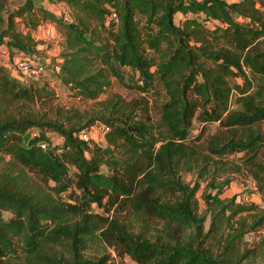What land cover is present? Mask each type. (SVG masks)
<instances>
[{
  "label": "trees",
  "instance_id": "1",
  "mask_svg": "<svg viewBox=\"0 0 264 264\" xmlns=\"http://www.w3.org/2000/svg\"><path fill=\"white\" fill-rule=\"evenodd\" d=\"M7 1L0 51L33 55V32L56 21L65 31L57 83L101 108L66 112L47 82L0 59V264H109L108 254L86 257L95 239L135 264H264V234L246 242L264 210L239 217L251 208L217 188L204 195L207 227L198 185L182 179L205 176L206 151L243 153L264 191V0H57L71 19L34 0L10 10ZM114 80L139 97L100 101ZM96 123L106 146L84 138ZM208 123L219 127L199 146ZM132 217L160 222L157 236L136 234Z\"/></svg>",
  "mask_w": 264,
  "mask_h": 264
},
{
  "label": "rangeland",
  "instance_id": "2",
  "mask_svg": "<svg viewBox=\"0 0 264 264\" xmlns=\"http://www.w3.org/2000/svg\"><path fill=\"white\" fill-rule=\"evenodd\" d=\"M21 1L22 0H8V9H12L14 4H18ZM34 1L37 3L40 2L45 7H49L54 14L56 13L60 17L62 15V17L71 19L67 11L69 9H67L65 4L58 2L57 0H44L42 2L39 0ZM227 1L235 2L239 0ZM60 11L61 15H59ZM19 26L20 28L24 29L23 25L19 24ZM33 36L38 46L36 53L30 56L28 55L31 59L26 54L14 53V56L11 54L8 55L6 52L7 50L3 47V49L0 51V59H2V62L7 65L14 75H18L24 79H28L29 77H38L40 82H47L57 97L55 104L59 107H62L66 112L70 110L73 112L77 111V113L82 112L84 114H86L87 111L98 112L101 107L97 106L96 102H83L81 99L74 97L72 91L62 83H57L58 80H56L55 76L53 75L54 67L63 62V58L60 56L63 49L62 43L65 42V31L63 27L56 21L48 20L45 24L38 27L37 30L33 32ZM48 55L51 56V60L49 62L46 61V59H48L46 58ZM29 59L33 63V66L40 68L42 65L44 67V71L41 69L36 73L29 75L18 69L17 63L19 61ZM113 96H120L128 100L139 97L136 92L127 88L125 89V87L123 88L115 80L111 86L110 93L101 97L100 101H104L107 98ZM46 109L47 108H43L41 112L43 113ZM204 126L205 132L201 138V143H199V146H205L208 143L211 136L216 133L219 124L208 123ZM201 127V124L195 122L191 134L198 135L200 133ZM105 130L106 128H104V125L101 123H96L87 133V139L92 140L95 144L106 146ZM34 132H37V129H35ZM48 136L53 142L61 143V139L57 133L50 131ZM206 154L212 156V159H210L209 162L208 159L206 162L202 161L203 163L200 164H203V166H205L204 168H206L204 177L199 178L197 172L182 173V179L187 185L190 187H196L198 185L195 195L196 208L198 214L205 216V218L207 217L206 226H209L211 212L208 211V205L204 199V195L207 192H212V194L215 195L218 192L217 188L220 189L221 187H223V192L220 195L222 199H232L235 200V202L239 205L245 206L246 208H251V210L241 214L239 217L243 216L244 218L250 220L253 218V215L262 214L261 211L264 210V191L260 189L259 183L253 177L251 169L246 167V165L243 163L244 154L234 153L221 158L213 156L208 151H206ZM5 160L8 161L10 158L7 157ZM0 162H2V160H0ZM103 170L106 171V168H103ZM211 182H215V189H208V185ZM69 194L70 193L65 194L63 199L70 200ZM253 206H257V209H253ZM93 209L94 211L102 212V210L98 209L95 205L93 206ZM4 216L8 218L9 214L5 213ZM132 221L134 224V232L136 234H143L148 239H153L152 237L157 236L155 229L162 225L160 222L155 220H140L135 217H132ZM263 234L264 225L259 231L252 232L247 235V244L250 245V247L253 246ZM106 254L111 256L109 264H135V262H133L127 256L118 254V251L114 247L108 246L98 239L93 240L85 252L86 257L88 258H99Z\"/></svg>",
  "mask_w": 264,
  "mask_h": 264
},
{
  "label": "built area",
  "instance_id": "3",
  "mask_svg": "<svg viewBox=\"0 0 264 264\" xmlns=\"http://www.w3.org/2000/svg\"><path fill=\"white\" fill-rule=\"evenodd\" d=\"M113 17H116V15L113 14ZM17 67H18V69H20L21 71H23V72H25V73H27L29 75H32L33 73H36L38 70L42 69L41 67L38 68L36 66H33V63L31 62L30 59L29 60H21V61H19L17 63ZM84 138L87 139V135H84Z\"/></svg>",
  "mask_w": 264,
  "mask_h": 264
},
{
  "label": "crops",
  "instance_id": "4",
  "mask_svg": "<svg viewBox=\"0 0 264 264\" xmlns=\"http://www.w3.org/2000/svg\"><path fill=\"white\" fill-rule=\"evenodd\" d=\"M61 3H63V2H61ZM61 3H60V4H61ZM63 4H65V3H63ZM65 5H66V4H65ZM44 7H45V6H44ZM66 7H67V6H66ZM46 8L50 10L49 7H46ZM67 9H68V8H67ZM50 11H52V10H50ZM67 11H68V13L70 14V11H69V10H67ZM60 14H61V11L59 12V15H60ZM55 15H57V14L55 13ZM49 45H50V44H49ZM51 45H52V44H51ZM47 46H48V45H47ZM47 46H46V47H47ZM48 47H49V46H48ZM46 58H48V59H46L47 62H49V61L51 60V56H49V55H48ZM31 78H37V79H38V77H29L28 79H31Z\"/></svg>",
  "mask_w": 264,
  "mask_h": 264
}]
</instances>
